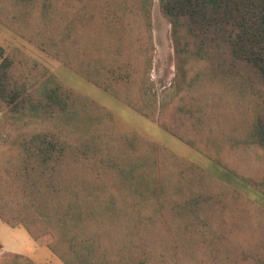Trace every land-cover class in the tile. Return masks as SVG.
<instances>
[{"label":"trees","instance_id":"obj_1","mask_svg":"<svg viewBox=\"0 0 264 264\" xmlns=\"http://www.w3.org/2000/svg\"><path fill=\"white\" fill-rule=\"evenodd\" d=\"M153 0H0V23L264 194V0H158L177 59L151 86ZM0 220L62 264H264V210L0 46ZM1 127V122H0ZM1 249V247H0ZM0 264H36L3 252Z\"/></svg>","mask_w":264,"mask_h":264},{"label":"rangeland","instance_id":"obj_2","mask_svg":"<svg viewBox=\"0 0 264 264\" xmlns=\"http://www.w3.org/2000/svg\"><path fill=\"white\" fill-rule=\"evenodd\" d=\"M153 2L151 27L154 59L150 77L151 86L156 95L158 105H160L159 103L168 101L174 95L178 64L171 39V27L160 14L158 0H153ZM0 46L4 49L6 54L14 49L23 52L45 66L50 74L56 75L68 87L91 98L108 109L111 113L113 130L115 132L138 133L146 139L166 147L183 159L205 170L215 181L242 193L254 204L264 210V194L248 186L239 178L225 171L205 156L173 137L161 128L158 123L142 117L123 102L118 101L78 74L72 72L60 62L43 53L1 23ZM0 122V145H3L9 139L11 130L17 125L18 121L16 119H11L4 111H0ZM47 236L49 235H45L39 239L49 242L51 239ZM45 242L42 247H39L40 244L38 243L37 252L32 256L38 257L40 264H62L50 253ZM0 244L5 251L12 253H26L27 251H35L36 249L34 240L29 237L24 228L20 226L11 228L1 220ZM2 253L3 251L0 249V258ZM24 257L30 259L29 257Z\"/></svg>","mask_w":264,"mask_h":264},{"label":"crops","instance_id":"obj_3","mask_svg":"<svg viewBox=\"0 0 264 264\" xmlns=\"http://www.w3.org/2000/svg\"><path fill=\"white\" fill-rule=\"evenodd\" d=\"M47 237H50V236H47ZM49 239H51V237L49 238ZM52 240V239H51ZM51 240L49 241V242H45V241H43L42 239H38V240H34V245H36V249H35V251H27L26 253H16V254H20V255H23V256H26V257H29L33 262H35L36 264H40V262H39V258L38 257H33L32 255H34V254H36V252H37V249H38V247H37V245H38V243L40 244L39 245V247H42V245H44L43 243L45 242V244L46 245H48L50 242H51ZM45 245V246H46ZM0 247H1V251H3V252H7V251H5L3 248H2V245L0 244ZM44 248V247H43ZM47 249V248H46ZM10 253H12V252H10Z\"/></svg>","mask_w":264,"mask_h":264}]
</instances>
